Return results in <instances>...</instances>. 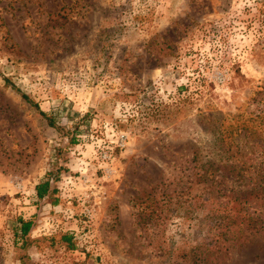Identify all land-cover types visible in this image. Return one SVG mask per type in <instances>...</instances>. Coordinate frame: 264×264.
Returning <instances> with one entry per match:
<instances>
[{"label": "rangeland", "instance_id": "1", "mask_svg": "<svg viewBox=\"0 0 264 264\" xmlns=\"http://www.w3.org/2000/svg\"><path fill=\"white\" fill-rule=\"evenodd\" d=\"M0 264H264V0H0Z\"/></svg>", "mask_w": 264, "mask_h": 264}, {"label": "trees", "instance_id": "2", "mask_svg": "<svg viewBox=\"0 0 264 264\" xmlns=\"http://www.w3.org/2000/svg\"><path fill=\"white\" fill-rule=\"evenodd\" d=\"M5 80L8 82V84H10L12 88H14L17 92H19V89L16 88L15 85L10 83V81H8L7 78H5ZM20 94L25 100H27V102H29L31 105H33L36 108L38 113L46 120L47 124L50 127L54 128L60 134H64V129L59 125H57V123L55 122L54 118L51 115L42 111L39 108V106L35 102H33L27 95H25L24 93H20ZM76 140L77 139L74 138V136H72L69 139V143H75ZM61 152H62L61 147H57L55 153V161L53 162L52 167L49 170H47L44 177L35 184L34 190L37 199L36 202L41 200H48V199L51 200L50 202L51 205H55L58 202L57 197H55L56 188L54 187L53 183L57 180L62 169H64V167H62V165L58 161L62 156ZM16 223L17 225L13 228L16 242L19 241L21 245L26 247L28 241L31 240L30 231L34 224L33 219L32 218L23 219L22 217H18L16 219ZM60 242L71 248H73L72 246H74L71 243V236L67 234H63L60 236Z\"/></svg>", "mask_w": 264, "mask_h": 264}]
</instances>
